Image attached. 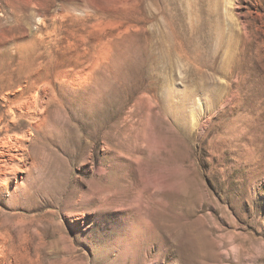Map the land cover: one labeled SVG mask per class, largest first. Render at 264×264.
Listing matches in <instances>:
<instances>
[{"label": "rangeland", "instance_id": "1", "mask_svg": "<svg viewBox=\"0 0 264 264\" xmlns=\"http://www.w3.org/2000/svg\"><path fill=\"white\" fill-rule=\"evenodd\" d=\"M9 138L21 264H264V0H0Z\"/></svg>", "mask_w": 264, "mask_h": 264}, {"label": "bare ground", "instance_id": "2", "mask_svg": "<svg viewBox=\"0 0 264 264\" xmlns=\"http://www.w3.org/2000/svg\"><path fill=\"white\" fill-rule=\"evenodd\" d=\"M37 103H39V102L37 101ZM35 104H36V102H35ZM39 106H40V104H39ZM34 107H36V106L34 105ZM28 108H32V107L28 106ZM33 110H32V112H33ZM42 114L44 115V113H42ZM0 147L2 148V151H0V191H3L9 185L8 180L7 179L3 180L2 175L5 173L4 168L6 167V165L8 163V160H7L8 157H10V159L12 158V155L10 154V152L13 151V149H16L14 151L20 152L21 155H23V156L26 152L28 154H29V152H28L27 148L24 146L23 141H21L19 139H14V138H9V139H6L5 141H0ZM16 248H17L16 245L9 238V235L7 233L3 232L0 228V264H21L19 253L16 251Z\"/></svg>", "mask_w": 264, "mask_h": 264}]
</instances>
